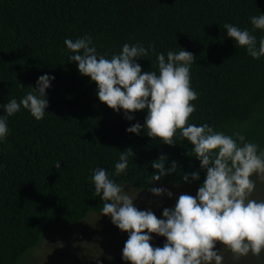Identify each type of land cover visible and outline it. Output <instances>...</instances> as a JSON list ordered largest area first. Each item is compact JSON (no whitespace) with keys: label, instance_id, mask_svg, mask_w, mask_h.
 Listing matches in <instances>:
<instances>
[{"label":"trees","instance_id":"1","mask_svg":"<svg viewBox=\"0 0 264 264\" xmlns=\"http://www.w3.org/2000/svg\"><path fill=\"white\" fill-rule=\"evenodd\" d=\"M264 13V0H0V106L17 102L35 87L37 77H55L47 88L48 105L36 120L23 107L7 116L0 141V264H18L54 222H77L105 201L94 191L93 169L102 167L115 182L147 187L188 183L183 174L205 170L192 145L174 133V144L126 132L143 124L146 109L124 118L99 101L95 82L78 72L65 38L88 36L99 55L110 58L122 45L139 43L147 55L136 58L142 71L157 72V53L183 47L194 55L190 87L197 93L187 124H207L264 150V56L251 57L246 46L226 35L225 23L247 28L259 40L251 16ZM4 109L0 107V115ZM235 139V137L233 136ZM238 143H243L237 141ZM131 149L124 172L114 175L120 151ZM175 171L153 180L151 162ZM59 162L60 167L55 165Z\"/></svg>","mask_w":264,"mask_h":264},{"label":"clouds","instance_id":"2","mask_svg":"<svg viewBox=\"0 0 264 264\" xmlns=\"http://www.w3.org/2000/svg\"><path fill=\"white\" fill-rule=\"evenodd\" d=\"M254 28L264 29V13L251 16ZM226 35L236 44L246 46L253 58L264 56V36L257 47L256 37L247 28L225 23ZM64 44L72 54L70 61L76 62L77 70L95 82V94L99 101L114 111L123 110L124 118L131 121L134 110L146 109L143 124H130L125 131L139 135L147 129L148 137L159 138L166 144H174L172 137L179 129L180 135L192 145V153L205 170V177L196 194L181 193L171 207H164L158 218L150 208L138 209L133 198L110 178L102 167L94 168L91 180L94 191L105 201L101 214L107 215L111 223L127 233L121 249V258L130 264H222L223 257L216 247L217 241L226 245L237 256L249 251L259 254L264 249V200L251 199L255 181L253 173L264 174V150L245 141L242 134L232 136L213 131L207 124H187L197 93L190 87V65L194 61L192 52L181 47L178 52L169 50L167 56L157 53V72L142 71L136 58L147 55L139 43L125 42L118 54L105 58L96 52L88 36L75 40L65 38ZM55 77L44 73L37 77L35 87L17 102L10 99L0 106V141L9 129L7 116L17 113L21 107L27 109L36 120L43 118L48 105L46 89ZM235 137V139L233 138ZM241 141L243 143H238ZM131 149L120 151L114 164L115 173L124 172ZM151 166L158 170L153 180L175 171L176 162L165 168V162L153 160ZM60 167L59 162L55 165ZM198 180V172L185 173V182ZM155 196L173 193L164 187H150ZM146 230V231H145ZM152 233L165 237L162 246L150 244Z\"/></svg>","mask_w":264,"mask_h":264},{"label":"rangeland","instance_id":"3","mask_svg":"<svg viewBox=\"0 0 264 264\" xmlns=\"http://www.w3.org/2000/svg\"><path fill=\"white\" fill-rule=\"evenodd\" d=\"M255 181L251 199L264 200V174L253 173ZM124 191L133 198L138 209L150 208L159 218L164 207H171L181 193L195 195L199 186L188 183H159L151 181L147 187H136L127 182H119ZM164 187L173 195L155 196L148 191L150 187ZM146 231V230H145ZM150 244L162 246L165 237L151 234ZM127 233L111 223L109 216L101 211H89L77 222H54L42 233L39 241L18 260V264H130L121 258V249ZM222 264H264V249L259 254L249 251L237 256L226 245L216 243Z\"/></svg>","mask_w":264,"mask_h":264}]
</instances>
